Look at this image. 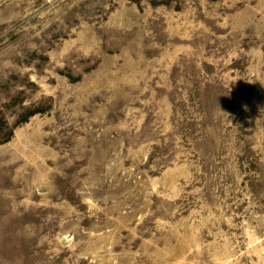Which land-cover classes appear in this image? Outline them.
<instances>
[{
	"label": "rangeland",
	"instance_id": "374dc122",
	"mask_svg": "<svg viewBox=\"0 0 264 264\" xmlns=\"http://www.w3.org/2000/svg\"><path fill=\"white\" fill-rule=\"evenodd\" d=\"M0 264H264V0H0Z\"/></svg>",
	"mask_w": 264,
	"mask_h": 264
}]
</instances>
